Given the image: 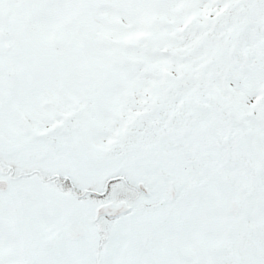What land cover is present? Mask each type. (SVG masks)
Masks as SVG:
<instances>
[{
	"label": "snow or ice",
	"instance_id": "6c2138e0",
	"mask_svg": "<svg viewBox=\"0 0 264 264\" xmlns=\"http://www.w3.org/2000/svg\"><path fill=\"white\" fill-rule=\"evenodd\" d=\"M0 264H264V0H0Z\"/></svg>",
	"mask_w": 264,
	"mask_h": 264
}]
</instances>
